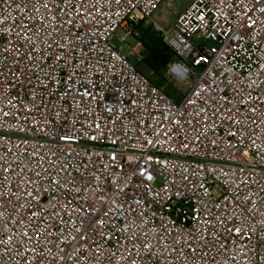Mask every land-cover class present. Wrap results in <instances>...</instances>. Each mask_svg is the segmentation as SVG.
I'll use <instances>...</instances> for the list:
<instances>
[{"label":"built area","instance_id":"1","mask_svg":"<svg viewBox=\"0 0 264 264\" xmlns=\"http://www.w3.org/2000/svg\"><path fill=\"white\" fill-rule=\"evenodd\" d=\"M162 1L0 0V264H264V0L169 3L179 99Z\"/></svg>","mask_w":264,"mask_h":264},{"label":"rangeland","instance_id":"2","mask_svg":"<svg viewBox=\"0 0 264 264\" xmlns=\"http://www.w3.org/2000/svg\"><path fill=\"white\" fill-rule=\"evenodd\" d=\"M191 1L192 0H163L153 13L150 24L145 22L144 27H149L154 24V22H156L163 28L170 29L175 23L177 14L173 10L169 9V3H173L177 8V12L181 13L190 5ZM124 34L125 33L121 28L117 30L116 35L113 38V44L116 47L119 48L122 45V41L119 36H123ZM122 52L127 54L129 61L137 64L146 74H150L143 64V58L146 54V49L140 40H138L135 36L130 35L127 38V42L122 48ZM166 76V83L162 87L165 91H168L171 96L180 97L188 91L191 81L180 82L167 73Z\"/></svg>","mask_w":264,"mask_h":264},{"label":"trees","instance_id":"3","mask_svg":"<svg viewBox=\"0 0 264 264\" xmlns=\"http://www.w3.org/2000/svg\"><path fill=\"white\" fill-rule=\"evenodd\" d=\"M141 29L142 37L140 42L146 49L143 64L150 73L149 77L151 80L159 86H163L167 80L166 73L171 75L167 69L168 63L176 56V53L167 45L160 32L154 29L153 26H142ZM139 69L141 70L140 67ZM166 92L170 95L168 91ZM174 98L179 99L180 97Z\"/></svg>","mask_w":264,"mask_h":264},{"label":"snow or ice","instance_id":"4","mask_svg":"<svg viewBox=\"0 0 264 264\" xmlns=\"http://www.w3.org/2000/svg\"><path fill=\"white\" fill-rule=\"evenodd\" d=\"M262 11H264V10H262ZM255 24H256V21L253 20V21L251 22V25H249V27H251L252 25H255ZM203 59H205V57L202 56V57H201V60H203ZM45 127H47V125H45ZM49 134H50V135H53V136L56 135V133H53V132H51L50 130H49ZM57 139H59V140H63V141H65V142H67V141H69V140H71V139H74V138H73V137H68V136H66V135H61V136H58ZM146 143H147V145H149V146H153V145L155 144V141H147ZM185 147H187V146L185 145ZM245 155H247V154L245 153ZM114 158H115V157H113V159H114ZM145 163H146V164H151V163H152V158H151V157H148V158L145 160ZM156 163H159V161L157 160ZM5 171H8V169H5ZM140 175L143 176V175H144V171H142V172L140 173ZM147 179L151 180L152 177L149 175V176L147 177ZM57 183H59V182H57ZM165 231H166V229H165ZM241 232H242V229H240V228L236 229V233H237L238 235H239ZM173 245L176 246V247L179 246V241L176 240L175 238H173ZM189 247H190V245H189ZM143 248L146 249L149 253H151V252L153 251V246L150 245V244H148L147 241L144 242V244H143ZM166 248H167V246H166ZM173 250H174V249H173ZM191 250H192V252H195V251H196L195 248H192Z\"/></svg>","mask_w":264,"mask_h":264}]
</instances>
